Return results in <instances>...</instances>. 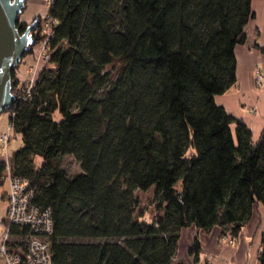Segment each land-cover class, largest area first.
<instances>
[{"label": "trees", "instance_id": "trees-1", "mask_svg": "<svg viewBox=\"0 0 264 264\" xmlns=\"http://www.w3.org/2000/svg\"><path fill=\"white\" fill-rule=\"evenodd\" d=\"M47 14L32 16L35 44L51 28L47 63L29 90L12 70L5 111L21 139L10 172L50 213L51 264H186L192 225L235 240L264 205V128L255 139L215 97L236 83L251 0H51Z\"/></svg>", "mask_w": 264, "mask_h": 264}, {"label": "crops", "instance_id": "crops-1", "mask_svg": "<svg viewBox=\"0 0 264 264\" xmlns=\"http://www.w3.org/2000/svg\"><path fill=\"white\" fill-rule=\"evenodd\" d=\"M39 0H27L35 4ZM253 18L246 25V41L235 47L236 83L215 101L231 115L242 119L257 139L264 128V85L254 82L256 70L264 73V0H251ZM46 9V8H45ZM38 14L30 13V17ZM1 158V156H0ZM1 189H6L3 184ZM0 213L4 205L0 203ZM264 235V205L257 203L251 217L243 225L239 236L230 240L214 226L209 231L197 229L194 225L181 230L176 258L186 264H259L258 254L262 249ZM197 237L201 250L195 259L188 252L193 239Z\"/></svg>", "mask_w": 264, "mask_h": 264}, {"label": "built area", "instance_id": "built-area-1", "mask_svg": "<svg viewBox=\"0 0 264 264\" xmlns=\"http://www.w3.org/2000/svg\"><path fill=\"white\" fill-rule=\"evenodd\" d=\"M46 2L49 6L51 0ZM43 19L45 24L52 22L48 14H45ZM47 31L45 38L39 42V58L46 62L49 58L46 44L51 35V28L47 27ZM36 78V73L29 76L20 89L29 90ZM254 82L264 85L262 71H255ZM13 136L19 137V134L13 131L7 120L6 130L0 133V145L4 149L0 163L6 173L3 182L6 189L0 190V203L4 205L0 214V264H51L50 246L46 239V234L52 230L50 213L40 210L33 203L34 190L28 180L10 172V154L7 147ZM15 228L18 229L17 233L13 232Z\"/></svg>", "mask_w": 264, "mask_h": 264}, {"label": "water", "instance_id": "water-1", "mask_svg": "<svg viewBox=\"0 0 264 264\" xmlns=\"http://www.w3.org/2000/svg\"><path fill=\"white\" fill-rule=\"evenodd\" d=\"M25 2L26 0H0V113L15 100L11 92L12 70L34 43L30 30L35 28L37 19L22 33L17 28Z\"/></svg>", "mask_w": 264, "mask_h": 264}, {"label": "rangeland", "instance_id": "rangeland-1", "mask_svg": "<svg viewBox=\"0 0 264 264\" xmlns=\"http://www.w3.org/2000/svg\"><path fill=\"white\" fill-rule=\"evenodd\" d=\"M47 9H48V4L46 0H39L35 4H32L30 2L26 5L25 9L20 14V18L26 19L27 24L28 23L30 24L31 23L30 22L31 17L29 16L30 13L37 12L38 14H42L41 22L44 23L45 21L43 18L45 14H47ZM31 47L33 48L32 53L27 54L24 58L22 57V60L18 63V66H17L16 73L19 76L18 84L20 86H23V84L27 81L29 76H31L34 73L38 74L39 70L47 63L42 58H39V53L41 52L40 43L38 42L35 44L34 42L33 45H31L29 48ZM6 123H7V112L4 110L0 113V133L6 130ZM20 144H21L20 137H15V136L11 137L8 143V147H7V151L10 154V156L20 146ZM3 153H4V149L0 145V156H2ZM61 164L69 172H76L80 169L78 163L70 155H65L62 158ZM0 190H2L1 187H0ZM1 206L2 205L0 204V207Z\"/></svg>", "mask_w": 264, "mask_h": 264}, {"label": "flooded vegetation", "instance_id": "flooded-vegetation-1", "mask_svg": "<svg viewBox=\"0 0 264 264\" xmlns=\"http://www.w3.org/2000/svg\"><path fill=\"white\" fill-rule=\"evenodd\" d=\"M34 20H36V19H34V17H32V18H31V21H32V22H31L30 24H29V23L26 24V25H25V29H26L29 25H31V24L33 23ZM38 21H39V19H37V22H36L35 28L30 30L31 33H32L33 30H35V29L37 28ZM25 29H24V30H25Z\"/></svg>", "mask_w": 264, "mask_h": 264}]
</instances>
